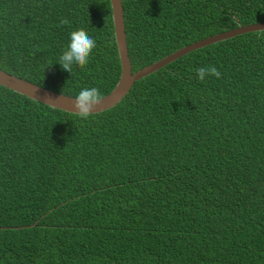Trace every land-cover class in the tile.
I'll use <instances>...</instances> for the list:
<instances>
[{
    "label": "trees",
    "instance_id": "trees-1",
    "mask_svg": "<svg viewBox=\"0 0 264 264\" xmlns=\"http://www.w3.org/2000/svg\"><path fill=\"white\" fill-rule=\"evenodd\" d=\"M122 5L132 71L264 20V0ZM112 21L110 0H0V68L103 97ZM81 28L96 47L70 73L58 59ZM208 65L221 77L201 82ZM22 225L0 228V264H264V30L187 52L87 119L0 85V227Z\"/></svg>",
    "mask_w": 264,
    "mask_h": 264
},
{
    "label": "water",
    "instance_id": "water-1",
    "mask_svg": "<svg viewBox=\"0 0 264 264\" xmlns=\"http://www.w3.org/2000/svg\"><path fill=\"white\" fill-rule=\"evenodd\" d=\"M110 6L112 11L113 34L119 60L120 73L114 87L108 94L103 96L102 101L95 107L93 113L103 112L116 106L127 95L135 81L156 71L191 50H196L249 31L264 30V20L240 25L233 29L206 36L197 41L194 40L162 56L152 63H149L136 71H132L126 42L122 0H110ZM0 85L53 108H59L68 112H73L74 110L75 96L41 86L37 83L11 74L1 68ZM27 226L28 225L0 228H21Z\"/></svg>",
    "mask_w": 264,
    "mask_h": 264
},
{
    "label": "clouds",
    "instance_id": "clouds-1",
    "mask_svg": "<svg viewBox=\"0 0 264 264\" xmlns=\"http://www.w3.org/2000/svg\"><path fill=\"white\" fill-rule=\"evenodd\" d=\"M59 23L68 25L70 21L67 18H61ZM95 47V39L84 29L74 30L70 33V42L59 56L58 63L63 70L70 73L74 64L84 68L89 63V57ZM51 64L53 63H49V65ZM207 75L220 78L221 72L214 65L202 66L196 69V76L199 81L203 82ZM102 99V94L98 88H83L75 96L73 113L81 119H87Z\"/></svg>",
    "mask_w": 264,
    "mask_h": 264
}]
</instances>
